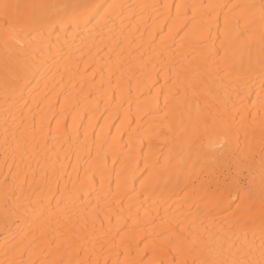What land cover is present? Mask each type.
Returning <instances> with one entry per match:
<instances>
[{
	"label": "snow or ice",
	"instance_id": "obj_1",
	"mask_svg": "<svg viewBox=\"0 0 264 264\" xmlns=\"http://www.w3.org/2000/svg\"><path fill=\"white\" fill-rule=\"evenodd\" d=\"M49 7L58 6L14 4L0 0L5 47L14 53L6 62V72L14 74L12 93L19 115H13V121L15 123L19 120L17 131L20 136L17 138L14 133L13 139L16 152L21 154L27 151L29 138L36 141L39 137L46 145L47 137L55 135L57 139L69 142L70 148L72 142L77 139L68 137L66 128L61 131L58 120L57 128L53 131L46 111L41 110L37 119V114H33L31 102L23 95L25 85L22 81L26 78V73L24 76H21V73L28 67L27 62L32 57L33 46L38 49L45 37V30L47 29L50 35L51 29L56 27V22L47 14ZM124 7L125 5L120 3H109L103 14L93 15L87 23L95 20L94 27L102 31L108 28L110 23H115L113 14ZM141 7H159L167 11L165 24L159 29L160 33L167 29V39L161 40L160 51L156 54L160 63L157 77L153 78L151 73L144 72V80L137 83L140 97L145 96L141 85L147 86L148 80L152 81V87L156 90L154 93H147L150 97L147 107L143 103H137L136 119H128V159L135 162L137 169L141 159L144 164V175L139 180L143 191L136 194H155L156 189H166L170 185L179 186L181 181L185 182L182 189L184 191L189 188L187 182L195 174L200 183L198 188L195 184L192 185L193 195H199V191L210 193L202 198V202L208 214L212 216V223L216 222L213 214L218 212L221 225L227 224L228 229L236 235V242L228 243L224 236L217 233L218 246L210 250L209 242L202 234L186 236L182 221H172L165 216L160 219L161 223L167 226L154 234L146 233L137 240V254L133 256L132 242L125 238L127 226L119 229L115 236L105 227V221L111 224V211L105 212L103 219L99 212L94 213L91 216L90 231H85L82 235L72 224L71 217H68L67 224L63 223L69 204L74 205L77 199H82L77 195L80 189L70 192L67 184L61 187L63 171L58 170L54 164L42 167L39 172L29 166L28 171H17L12 176L11 183L5 178L2 189L4 203L0 215L5 225L13 217L27 222L31 216L33 227L20 234L19 238L13 237L15 242L11 247H8V241H5V258L0 260V264H264V164L257 193L248 163L257 146L255 114L251 108L245 106L243 112L237 109V120L236 115L228 112L225 104L223 107L218 106L215 112L198 111L194 120L188 101L189 89L194 91L197 82L190 78L189 74L196 77L212 65H215L217 72L223 69L226 74H231L233 71H239L237 65L243 64L245 55L251 60L253 47L257 43L253 29L256 14L254 10L257 6L229 2ZM120 14L123 15L122 12ZM259 18L261 89L264 90V0H261L259 5ZM181 33L183 35H180ZM177 36L180 37L177 48L191 49L184 56L186 60L191 56L187 64L175 62L171 58L173 53L169 51L171 45L167 41L172 40L175 43ZM192 61L197 63L193 65ZM160 74H163V83L159 81ZM157 85L159 87H156ZM117 87L121 89L122 96H131L130 80L127 86L118 82ZM17 93L19 95H16ZM239 94L243 95V92ZM68 103L71 105V101ZM251 103L252 107H255L256 102ZM258 103L261 113L258 146L260 152L264 153V95L258 94ZM197 107L199 108V105ZM25 109L31 115H26ZM209 119L214 126L221 129L223 137L218 145L219 154L212 156L203 154L196 144L200 126L207 127ZM142 121L147 124L146 128ZM133 123L136 124L135 128L131 127ZM134 143L140 145L139 157L131 150ZM79 147H86V144ZM67 155L65 153V156ZM209 160L212 161L211 166ZM116 162L114 159L113 163ZM245 172L248 173L247 176ZM120 188L118 177V192ZM131 192L136 190L132 189ZM128 194L126 191L125 195ZM185 196L188 197L187 191ZM257 196L259 209L256 208ZM190 202V199L185 200V203ZM118 206L122 211V203H118ZM165 212L167 213V209ZM257 213L261 234L258 250L247 239L249 229L257 224ZM79 219L87 221L88 218L80 214ZM52 221L60 227L53 228ZM237 233L242 234L243 240ZM141 243L144 244L143 249L139 247ZM26 254L27 259L24 258Z\"/></svg>",
	"mask_w": 264,
	"mask_h": 264
},
{
	"label": "bare ground",
	"instance_id": "obj_2",
	"mask_svg": "<svg viewBox=\"0 0 264 264\" xmlns=\"http://www.w3.org/2000/svg\"><path fill=\"white\" fill-rule=\"evenodd\" d=\"M5 2L58 6L46 10L48 16L56 22V27L51 29L50 35L48 30H45V37L38 49L33 46L32 57L27 62L28 67L21 73V76L26 73V78L22 81L25 85L23 95L31 102L33 114H37V119L41 110H44L48 113L53 131L57 128L58 120L61 131L66 128V135L77 139L72 142L70 148L69 142L57 139L55 135L47 137L46 145L39 137L36 141L29 138L27 151L23 154L16 152L13 134L19 138L20 132L17 131L19 120L14 123L13 115L18 116L19 112L12 93L14 74L6 72V62L14 53L5 47L2 32L4 20L0 16V192L3 191L5 178L7 177L11 183L12 176L17 171H28L30 166L39 172L42 167L54 164L58 170L63 171L61 187L67 184L70 192L80 189L77 195L82 199H77L74 205L69 204L65 210L63 223L67 224L68 217H71L72 224L81 235L85 231H90L91 216L94 213L99 212L103 219L104 213L111 211L113 213L111 224L105 221V227L115 236L119 229L127 226L125 238L132 242L133 256L137 254V240L146 233L154 234L167 226L162 224L160 219L165 216L172 221L177 219L182 221L186 236L202 234L209 242L210 250L218 246L219 236H224L228 243L236 242V235L228 229L227 224L221 225L218 212L213 214L216 222L212 223V216L208 214L202 202V198L210 193L199 191V195H193L192 185L195 184L198 188L200 183L195 174L187 182L189 188L184 191L182 189L185 182L181 181L179 186L158 188L155 194L151 192L144 195L136 194L143 191L139 180L144 175V164L141 159L137 169L135 162L128 159L129 148L126 147L130 138L127 130L128 119L129 117L132 120L136 119L137 103H143L147 107L150 101L147 93L149 91L154 93L156 90L152 87V81L148 80L147 86L141 85L145 96L140 97L137 83L144 80V72L151 73L153 78L157 77L160 63L156 54L160 51L161 40L167 39V29L164 33L159 32L167 19V11L159 7H141L142 5L229 2L256 5L253 29L257 43L253 47L251 60L245 55L243 64L237 65L239 71H233L231 74H226L223 69L217 72L215 65L202 70V74L196 77L189 74L190 78L197 82L194 91L189 89L188 101L194 120L198 111L215 112L218 106L223 107L225 104L228 112L233 115H236L237 109L243 112L245 106L251 108L257 126V146L248 163L258 193L261 168L264 164V153L260 152L258 146L261 119L258 94L264 95V90L261 89L262 72L258 43L261 0H5ZM114 2L125 5L122 10L113 14L114 24L110 23L108 28L101 31L94 27L95 20L87 23L93 15L103 14L107 5ZM172 13L175 14L174 8ZM220 22L223 23L222 17ZM179 39L177 36L175 43L172 40L167 41L171 45L169 51L173 53L171 58L175 62L187 64L191 56L188 60L184 59V56L191 49L177 48ZM192 63L195 65L197 61ZM129 80L131 96L127 94L122 96L117 84L119 82L127 86ZM159 81L163 83V74L159 75ZM241 92L243 95L239 94ZM68 101H71V105ZM251 102H256L255 107H252ZM25 113L31 115L27 113V109ZM236 119L239 120V115H236ZM141 123L147 127L145 122ZM131 127L135 128L136 124L133 123ZM138 139L139 136L136 137L137 141ZM222 139L221 129L214 126L209 119L207 127L200 126L196 144L203 154L218 155V145ZM85 144L86 147H79ZM131 150L139 157L141 151L139 143H134ZM65 153L68 155L65 156ZM114 159L117 160L116 163H113ZM208 163L211 166L212 161L209 160ZM198 170L197 168L196 171ZM247 175L245 172V176ZM118 177L121 184L119 192ZM212 187L214 189L215 185ZM132 189L136 192H131ZM126 191L129 192L128 195H125ZM185 191L188 192V197L185 196ZM186 199H190L191 202L185 203ZM118 203H122V211ZM2 207L3 203L0 210ZM256 208L259 209L258 196ZM189 213L191 215H188ZM80 214L87 217V221L79 219ZM32 219L30 216L25 222L13 217L5 225L0 215V234L4 232L2 240H10L6 230L14 223L18 228L29 226L25 232L29 231L33 227ZM258 224L257 213V224L249 229L247 236L248 241L257 250L261 244ZM52 227L59 228L60 225L52 221ZM237 235L243 240L242 234ZM25 243L27 244V241ZM139 247L143 249L144 244L141 243ZM4 254L5 249L0 250V260L5 258ZM256 254L258 256V251Z\"/></svg>",
	"mask_w": 264,
	"mask_h": 264
},
{
	"label": "rangeland",
	"instance_id": "obj_3",
	"mask_svg": "<svg viewBox=\"0 0 264 264\" xmlns=\"http://www.w3.org/2000/svg\"><path fill=\"white\" fill-rule=\"evenodd\" d=\"M2 203H4V201H3V191L0 192V205ZM14 224L12 225V227H10L9 230H6V232H7L6 234H9V237L8 238H10V240H7L8 241V245L11 244L14 241L13 240V237H16L17 235L19 236L20 234H22L23 232H25L28 229V227H29V226H27V227L24 226V228H22L23 226L22 227L19 226V228H18V225H14ZM3 234H4V232L2 234H0V246H1L0 247L1 249L0 250L5 249V241L2 240V237H3L2 235ZM24 258L25 259L28 258L27 257V254L25 255Z\"/></svg>",
	"mask_w": 264,
	"mask_h": 264
}]
</instances>
